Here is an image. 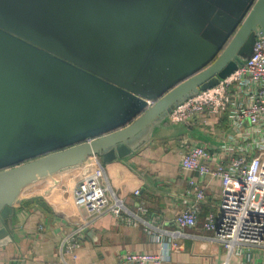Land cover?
<instances>
[{
    "label": "water",
    "instance_id": "1",
    "mask_svg": "<svg viewBox=\"0 0 264 264\" xmlns=\"http://www.w3.org/2000/svg\"><path fill=\"white\" fill-rule=\"evenodd\" d=\"M260 36L264 0H0V248L26 187L133 155Z\"/></svg>",
    "mask_w": 264,
    "mask_h": 264
},
{
    "label": "crops",
    "instance_id": "2",
    "mask_svg": "<svg viewBox=\"0 0 264 264\" xmlns=\"http://www.w3.org/2000/svg\"><path fill=\"white\" fill-rule=\"evenodd\" d=\"M229 115L228 111L218 120L202 115L176 125L166 121L139 151L123 160L104 164L101 158L91 157L83 166L29 185L23 190L24 200L15 207L13 238L0 248V264L62 262L61 241L89 218L86 209L75 205L74 188L89 174L86 169L93 170L98 163L105 171L103 185L121 198L127 209L155 220L160 228L176 230V214L193 199L187 194L188 182L198 176L181 166L184 143L205 144L214 155L228 157L224 145L238 134ZM220 192V182L208 180L207 201L202 204L197 226L185 228L186 236L173 243L165 237L166 264H225V248L204 229L206 216L219 209ZM154 234L124 217L106 214L82 233L76 264H123L128 251H163ZM230 263L248 264L244 258H232Z\"/></svg>",
    "mask_w": 264,
    "mask_h": 264
},
{
    "label": "built area",
    "instance_id": "3",
    "mask_svg": "<svg viewBox=\"0 0 264 264\" xmlns=\"http://www.w3.org/2000/svg\"><path fill=\"white\" fill-rule=\"evenodd\" d=\"M228 111L229 122L238 132L224 145L223 151L228 157L214 155L205 144L184 143L181 166L198 176L188 182L187 194L193 199L176 214V230L160 228L155 220H147L127 209L124 201L103 185L105 171L98 163L74 188L75 205L86 209L89 218L61 241L60 264H76L82 233L106 214L143 226L154 232L155 240L163 244L160 252L128 251L123 256V264H166L164 239L168 236L173 243L186 236L185 228L197 226L202 204L207 201L208 180L219 181L221 192L219 209L206 216L204 229L225 248V264H231L232 258H244L248 264H264V36L257 39L249 60L215 86L177 106L167 121L176 125L202 115L218 120Z\"/></svg>",
    "mask_w": 264,
    "mask_h": 264
}]
</instances>
